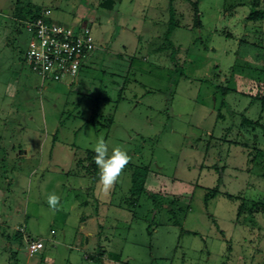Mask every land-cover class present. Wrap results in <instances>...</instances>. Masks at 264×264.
<instances>
[{"label": "rangeland", "instance_id": "rangeland-1", "mask_svg": "<svg viewBox=\"0 0 264 264\" xmlns=\"http://www.w3.org/2000/svg\"><path fill=\"white\" fill-rule=\"evenodd\" d=\"M252 2L264 8V0H200L198 13L188 0H0V264L235 262L226 248L255 235L249 210L264 206V104L253 98L264 94V19L245 18ZM34 7L68 27L89 9L95 49L74 84L43 80L25 61L32 34L23 14ZM101 136L132 158L108 192L77 163ZM28 146L31 157H18ZM137 167L149 173L133 197ZM218 185L234 197L212 195ZM20 220L27 232L14 241L9 227ZM25 237L44 242L34 257Z\"/></svg>", "mask_w": 264, "mask_h": 264}, {"label": "built area", "instance_id": "built-area-1", "mask_svg": "<svg viewBox=\"0 0 264 264\" xmlns=\"http://www.w3.org/2000/svg\"><path fill=\"white\" fill-rule=\"evenodd\" d=\"M32 37L24 54L30 69L43 80H53L72 84L81 66L95 49L94 37L88 24L68 27L51 19V12L42 8L40 15L25 22ZM18 231L25 234L26 228ZM54 232V231H52ZM30 255L43 247L42 239L25 237Z\"/></svg>", "mask_w": 264, "mask_h": 264}, {"label": "crops", "instance_id": "crops-1", "mask_svg": "<svg viewBox=\"0 0 264 264\" xmlns=\"http://www.w3.org/2000/svg\"><path fill=\"white\" fill-rule=\"evenodd\" d=\"M48 9V8H47ZM79 16V15H78ZM79 18L81 19V23L79 24V25H77V26H75V27H78V26H80V25H82V18H81V16H79ZM52 19V18H51ZM53 20V19H52ZM54 21V20H53ZM61 24V23H60ZM64 25V24H63ZM72 27V26H71ZM80 74V73H79ZM65 83V82H64ZM75 83V80H74V82H73V84ZM67 84V83H66ZM67 85H69V84H67ZM71 85V84H70ZM31 155H32V152H31V150H30V146H28L27 147V150H25L24 152H22V153H19L18 154V157H22V156H26V157H31ZM76 158V157H75ZM2 169L0 168V176H1V174H2ZM219 185H218V187L217 188H214V194L212 193V195H216V193L219 191H221V190H219ZM221 193H223L224 195H226L227 197H234V193H232V192H228V191H225V190H222L221 191ZM210 197V195L208 194L206 197H205V199H204V202H206L207 200H209L208 198ZM208 202V201H207ZM249 211H252V212H254L253 213V219H254V222H253V225H255V226H257V228H258V231H256L254 234V236H251V237H248V236H245L243 239L242 238H240V241L239 242H237V244H238V249H234L233 250V247H232V244H230L227 248H226V250H228V252H229V254H232L233 253V255H235V258H234V260H235V262L233 263V264H264V230H261L262 228H264V216H262V214H264V206H260L259 204H257V205H253L252 206V208H251V210H249ZM209 213V212H208ZM243 215V212H241V211H239V215H238V219H240V217ZM209 216L211 217V218H214V216H215V214H213V213H209ZM22 220V219H21ZM21 220L18 222V223H16V224H11L12 226H10L9 227V229L11 230V234H12V239L14 240V241H16V240H19V238H21L22 239V237H21V235H19V231H18V226H20V225H22L21 224ZM247 219H244V220H242V221H244L242 224L243 225H246L248 222L246 221ZM241 224V223H240ZM7 225V222H4L3 221V219H1V216H0V228L1 227H4V226H6ZM247 225H249V224H247ZM260 225V226H259ZM81 224H80V229H81ZM84 227V226H83ZM17 228V229H16ZM263 231V232H262ZM26 232H27V229H26ZM65 234V233H64ZM85 234L86 235H88V237H87V241H89L90 240V235H92V231H90V230H87L86 232H85ZM79 236H80V238H79V241L83 238V237H81V234H78ZM23 236V235H22ZM258 237V236H260V237H258V240H253V238L254 237ZM2 237L3 238H9L8 236H7V234L6 233H2ZM33 239H35L34 237H32ZM37 239H39V238H37ZM7 240V239H6ZM6 240H4V242H6ZM243 242V243H242ZM7 243V242H6ZM20 244H22L23 245V241L22 242H19ZM12 244L11 243H7V247L8 248H11L12 246H11ZM231 251V253H230V251ZM213 250L212 249H210V248H208V253H209V259L212 257V252ZM250 251V252H249ZM254 251H256V252H259V253H261L262 254V256L260 257V259H256V258H254L253 257V255H252V253L254 252ZM248 253H250V256H248ZM27 254H28V256L29 257H34L36 254H34V255H30L29 253H28V251H27ZM92 257V255L91 254H89V253H85V255H84V258H86L87 260L88 259H90ZM259 261V262H258Z\"/></svg>", "mask_w": 264, "mask_h": 264}, {"label": "clouds", "instance_id": "clouds-1", "mask_svg": "<svg viewBox=\"0 0 264 264\" xmlns=\"http://www.w3.org/2000/svg\"><path fill=\"white\" fill-rule=\"evenodd\" d=\"M94 162L99 169L98 183L104 192H108L117 183L124 169L131 161V156L121 146H114L109 151V144L101 136L95 144ZM49 208L55 212L60 210V197L51 193L47 197Z\"/></svg>", "mask_w": 264, "mask_h": 264}, {"label": "trees", "instance_id": "trees-1", "mask_svg": "<svg viewBox=\"0 0 264 264\" xmlns=\"http://www.w3.org/2000/svg\"><path fill=\"white\" fill-rule=\"evenodd\" d=\"M189 3L192 5L194 11L196 13H198V2L200 0H188ZM108 3V2H107ZM103 5H106V3H102ZM109 6L112 4V1H109ZM252 8L250 9L249 13L247 14V16L245 17L247 20H251V21H256V20H262L264 19V8L259 7L258 5H256V3L252 2ZM42 8L40 7H34V8H29L28 10H25L23 16L25 17V19L31 20L34 19L36 17H38L40 15V11ZM88 8L86 7L83 11V13H81V18H82V24H88L89 20H91L92 15H90V13L88 12ZM27 11V12H26ZM27 13V15H26ZM197 24H199L198 21H196ZM170 31H173V26L170 28ZM85 64V63H84ZM84 64L81 66V69L83 68ZM80 73V72H79ZM79 75V74H78ZM254 99H261L262 103L264 104V94L260 95L257 94L253 97ZM94 116V115H93ZM247 122H249V120H247ZM88 124L93 125L94 127H97V123L96 121H94L93 119L88 121ZM94 156H95V152L91 149H86L85 150V155L84 158L77 160V163L80 165L82 163V161H85L87 164H85L84 169L85 172H87L88 174H90L91 176H93L94 178L98 175L99 170L97 165L94 162ZM140 167H137V169L134 170L133 172V184H132V188H131V196L135 197V196H139L141 195L144 191H145V177L146 175L149 173V170L147 169H143L141 171ZM141 172H143V174L145 175L144 178H142ZM259 204V202H255L253 205H257ZM19 235H21V232H18ZM21 239V238H20Z\"/></svg>", "mask_w": 264, "mask_h": 264}]
</instances>
